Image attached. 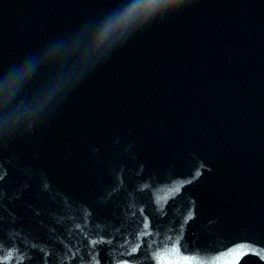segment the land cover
Listing matches in <instances>:
<instances>
[{
	"label": "water",
	"instance_id": "water-1",
	"mask_svg": "<svg viewBox=\"0 0 264 264\" xmlns=\"http://www.w3.org/2000/svg\"><path fill=\"white\" fill-rule=\"evenodd\" d=\"M0 264H264V0H0Z\"/></svg>",
	"mask_w": 264,
	"mask_h": 264
}]
</instances>
